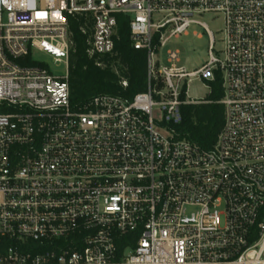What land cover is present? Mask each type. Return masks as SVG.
Masks as SVG:
<instances>
[{
  "label": "built area",
  "instance_id": "2783aa9c",
  "mask_svg": "<svg viewBox=\"0 0 264 264\" xmlns=\"http://www.w3.org/2000/svg\"><path fill=\"white\" fill-rule=\"evenodd\" d=\"M203 14L221 18L219 56ZM119 15L147 52L148 90L73 106V18L85 34L92 22L87 53L102 57ZM193 25L211 39L197 71L162 54ZM217 72L225 123L204 149L176 128L205 103L190 86ZM0 264H264V0H0Z\"/></svg>",
  "mask_w": 264,
  "mask_h": 264
},
{
  "label": "trees",
  "instance_id": "16d2710c",
  "mask_svg": "<svg viewBox=\"0 0 264 264\" xmlns=\"http://www.w3.org/2000/svg\"><path fill=\"white\" fill-rule=\"evenodd\" d=\"M114 36L115 49L110 55L90 57L87 40L91 34L89 22L86 34L82 27L86 18L76 16L71 22L73 47L69 59L71 103L78 106L94 97L109 95L132 101L148 90L146 51L134 48L131 41L130 19L118 16ZM100 64V65H99ZM23 65H33L29 62ZM124 83L127 85L125 86ZM210 93L205 103L182 107L183 122L176 128L178 137L204 149H212L225 123L223 79L216 73L215 80L208 82Z\"/></svg>",
  "mask_w": 264,
  "mask_h": 264
},
{
  "label": "rangeland",
  "instance_id": "374dc122",
  "mask_svg": "<svg viewBox=\"0 0 264 264\" xmlns=\"http://www.w3.org/2000/svg\"><path fill=\"white\" fill-rule=\"evenodd\" d=\"M196 19L205 23L208 29L214 35L215 47L214 55L219 56L224 50L223 42V24L219 15L203 14L196 17ZM157 20V17H155ZM210 42L208 32L200 25H193L187 35H182L180 38L173 40L162 54L165 55L169 50H177L181 56V62L191 71L200 70L210 60ZM33 59L37 62H42L48 65L51 73L56 77H63L67 75V65L65 63H58L56 60L48 55L36 53ZM210 88L205 80L194 82L189 89V97L195 100H206L209 96ZM154 119L157 122V130L166 137L169 133L161 128L160 121L162 120V112L159 109L154 110Z\"/></svg>",
  "mask_w": 264,
  "mask_h": 264
}]
</instances>
